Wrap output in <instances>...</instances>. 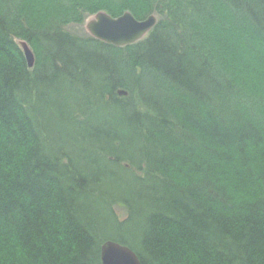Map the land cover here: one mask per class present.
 <instances>
[{
  "label": "trees",
  "instance_id": "trees-1",
  "mask_svg": "<svg viewBox=\"0 0 264 264\" xmlns=\"http://www.w3.org/2000/svg\"><path fill=\"white\" fill-rule=\"evenodd\" d=\"M96 1L91 11L113 17L167 12L161 0ZM219 1L240 22L211 0H182L183 12L168 8L167 23L125 49L61 33L32 71L13 42L15 54L0 42V264H101L105 240L142 264H264V70L252 81L224 66L221 74L215 59L230 53L222 37L264 52V0ZM208 24L219 34L204 38ZM101 55L128 65L133 83L116 85L118 66ZM152 61L157 79L146 86ZM38 81L62 103L44 101ZM115 205L128 210L125 221Z\"/></svg>",
  "mask_w": 264,
  "mask_h": 264
},
{
  "label": "rangeland",
  "instance_id": "rangeland-1",
  "mask_svg": "<svg viewBox=\"0 0 264 264\" xmlns=\"http://www.w3.org/2000/svg\"><path fill=\"white\" fill-rule=\"evenodd\" d=\"M48 1H50V2H48ZM48 1L47 0H0V42H4V44L7 46V48L9 50H11L12 52H14V54H15L16 52L10 44V41L13 42L15 44V47L17 46L18 50H20L22 55L24 56V59L27 63V69L29 71H32L36 67V63H37L36 59L37 58H44L45 59V57L49 55V52L47 50H49V51L52 50V49H49V47L53 48V47H51V44H52L51 42L53 39H59L57 37V36H59V34L63 33L65 36L72 35V36H74V38H77V39L83 38V39L88 40L89 38H94V39L98 40L94 36L90 35L88 28H87L88 23L93 18L97 17V15H100L101 13L108 14L112 19L113 18L119 19V18L123 17V15H124L123 14L122 16L113 17L109 13H107L106 11H102V10H101V12L94 13L93 11H91L90 7L95 6L97 4L96 0H89V1H87V0H48ZM53 1H55V2H53ZM73 1H75V2H73ZM110 1L112 2L113 0H110ZM134 1H138V3L140 1L143 3L144 1H147V0H134ZM216 1H217V3H216ZM76 2L78 5L76 4ZM115 2H117L119 5L122 6V5H124L125 2H127V0H115ZM211 2H213L214 5L216 4V6H218V8L221 9L220 12H223L225 18L228 17L229 13L226 12L225 10H223L222 6H220L219 0H211ZM86 3H88L90 5H88ZM179 4H181V3H179ZM179 4L174 5V9L177 10V7H179ZM85 6L87 7L86 9L84 8ZM157 6H158V4H155V8ZM205 10L206 9H204L203 12L201 11V18L203 16L206 19V18H209L208 17L209 15L207 13H204ZM127 12H129L130 14L133 15L132 12H130V11H127ZM169 12L170 11L167 10V12L164 13L165 15H163L161 11L156 10V11L152 12L150 15H148L147 17L139 20V22H141V21L144 22L146 19L152 17L156 21L155 26L151 30H149L147 32L146 36L140 41H142V42L146 41V39L151 36L152 32L155 31L156 27L159 26L161 23H167V21L170 18V17H168ZM133 16H135V15H133ZM181 16H182V14L179 12L178 17H181ZM81 17L83 19L79 22ZM185 18L191 19L192 16L190 18V14H188V16H185ZM48 21H50L52 23L51 26H49V25L47 26V24H45V23H48ZM216 23L221 25V26L223 25L222 22H221V24L218 22H216ZM223 26H225L224 28H228L229 31H231L230 27H232V26H227V25H223ZM16 27L20 28L19 29L20 35H23L24 33L26 34L27 40L19 38L20 35L15 36L14 34H12L13 32H15V30H17V29H15ZM250 28H252V27H250ZM11 30H13L12 33H11ZM189 30H191V29L187 26V31H189ZM204 31H206V30H204ZM210 31L207 30L208 33ZM191 33H192V36L198 35L197 32H195V31H193ZM244 35L245 34L242 35L243 43L246 41L245 40L246 38ZM203 37L206 38L205 35ZM28 39H30L32 41L34 46L32 45L31 42H29L30 40H28ZM232 39H234V37ZM98 41H100V40H98ZM140 41H138V43H141ZM218 41L221 42V45L225 46L226 49L228 48V50L230 51L229 54H226L227 51L224 52L223 49H221V51H219L220 53H218L215 57V59L217 60V62H216L217 66H218L219 70L221 71L220 73L222 74L223 66L228 68V66L226 65L228 63L226 61V59L228 60V57H229L230 61H232L233 59L235 61L238 60L239 69L242 71L240 73H243L244 69L246 70L244 73L245 78L247 77L246 75H251L248 78H250L252 81L256 80V78H257L256 76H258L257 72H258L259 68L256 67V65L258 63H256L257 61L254 62V58H255V54H257V51L254 50V48H252V50L249 51L250 47L244 43L245 44L244 47L246 48L247 51H244V53H241L240 51L242 50V48H240V50L238 51V48L236 46V42H235V44H234V42L233 43L230 42L232 40H230L229 38H226V37L223 38L222 37L221 39H218ZM100 42H102V41H100ZM247 42H248V40H247ZM104 43L107 44L106 42H104ZM194 43H196L195 45H196V48L198 49V51L201 49H204V44H202V46H200V43L199 44H197V42H194ZM107 45H110V44H107ZM134 45H132V46H134ZM110 46H112V45H110ZM127 47H129V46H127ZM234 47H236V49ZM207 48L211 49L208 46H207ZM120 49H124V48H120ZM26 50H29L31 52L33 59L35 60L33 66L29 65V60L27 61ZM234 52H236V53H234ZM246 53L250 54V58L253 57V59L251 58V60H250V58H249V60H246L245 59ZM181 59H183V57H181ZM76 64H79V63H76ZM236 65H237V62H236ZM227 68H226V70H227ZM223 69H225V68H223ZM140 71L141 70H139L138 72H140ZM262 74H264V73H262ZM223 75H225L223 82L226 81L227 78L230 77L229 73L227 71H224ZM159 86H161V85H158V87ZM169 88H170V86H169ZM147 91H149V90L147 89ZM147 91H146V94L148 95ZM181 92H182V94H184L186 96V93H184V90L181 89L180 93ZM117 95L121 98H127V96H129V92L126 90L120 89V90H118ZM163 95L166 96V94L164 92H163ZM133 96L135 99H137V97H139V96H137V92H135V91H133ZM149 96L150 95H148L147 97L149 98ZM144 99L145 100H143L144 102L142 103L144 105V109L150 108L149 104L146 103L147 102L146 97ZM141 101L142 100L137 99L136 100L137 105L141 104ZM243 103H245L244 99L241 101H238V104L239 105L241 104L242 106H244L243 108L246 109L247 106L243 105ZM140 115H141V117L139 116L138 119L140 118V120L143 119L144 121L151 120L154 123V120L152 117H150V114L141 113ZM143 116H146L150 119L143 118ZM247 117H248V115H247ZM248 118H251V117H248ZM102 119L103 118H100L99 120H95V122L101 123V121H103ZM262 125H264V124H262ZM262 125H260L261 127H259V128L263 129L264 126H262ZM127 166H129V165H127ZM114 209H116V213H117L118 218L121 219V221L122 220L125 221L127 216H128V210L123 205H121V206L115 205Z\"/></svg>",
  "mask_w": 264,
  "mask_h": 264
},
{
  "label": "water",
  "instance_id": "water-1",
  "mask_svg": "<svg viewBox=\"0 0 264 264\" xmlns=\"http://www.w3.org/2000/svg\"><path fill=\"white\" fill-rule=\"evenodd\" d=\"M156 24L150 17L144 22H139L132 14L126 13L119 19H112L108 14L101 13L88 23V31L100 41L125 48L142 40L147 32ZM27 61L33 66L34 59L29 50H26ZM102 260L105 264H141L133 251L114 242H107L101 248Z\"/></svg>",
  "mask_w": 264,
  "mask_h": 264
},
{
  "label": "bare ground",
  "instance_id": "bare-ground-1",
  "mask_svg": "<svg viewBox=\"0 0 264 264\" xmlns=\"http://www.w3.org/2000/svg\"><path fill=\"white\" fill-rule=\"evenodd\" d=\"M134 1V0H133ZM187 1V0H186ZM113 4L114 5H119L117 2H115V0H113ZM131 4L133 3V2H131V1H129ZM156 0H155V4H156ZM147 2H144V4L143 3H140V4H142L143 6H142V8H145V4H146ZM178 3H181V4H179V6L181 7V6H183L182 5V0H161L160 2H159V5L160 6H162V9H164L165 11H167L168 10V8H174V5H177ZM155 4H154V6H155ZM178 7L179 8V10H180V12L182 11H184V7ZM224 7V6H223ZM222 7V8H223ZM243 7H246V6H243ZM248 9H251L250 7H247ZM224 9V8H223ZM232 11H233V13L232 12H230V10H229V13L230 14H228L229 15V19H231V20H234V22H240V19L241 18H239V17H237L235 14L238 12V11H236L235 9H233L232 8ZM126 13H129V12H125L124 14H126ZM169 16V15H168ZM133 17H135V16H133ZM172 17V16H171ZM215 16H213V22H220V21H218V19H216V18H214ZM136 18V17H135ZM136 20L137 21H139L137 18H136ZM142 22V21H141ZM221 22H223L222 20H221ZM263 25V24H262ZM208 27L210 28V32L208 33V32H204L205 33V37L206 38H210L211 36H213V35H215V34H219V33H217V32H219L220 30H218V28L217 27H215V26H213L212 24L210 25V24H208ZM171 31H172V29H171ZM256 31H258V33H259V31H263V30H259V29H257ZM255 33V32H254ZM247 38H248V40H250V37H246V40H247ZM140 42H142V41H140ZM203 42H205V40L203 39ZM138 43V42H137ZM137 43H135V44H137ZM206 43V42H205ZM135 46V45H134ZM127 47V46H126ZM130 47V46H129ZM241 46H239V48H240ZM256 47V46H255ZM238 48V47H237ZM243 48H245V47H243ZM125 49V48H124ZM254 50H256L257 51V54H255V58H254V62L255 61H257L256 63H258L257 65H256V67L257 68H259V72L260 73H262L263 71H260V70H264V52H262V51H260L259 49H254ZM242 51V50H241ZM175 52V51H174ZM241 53H244V49H243V51L241 52ZM137 55H139V56H136V58H135V60H137L138 62H140L139 60H145V58L144 57H140V56H142V55H140V53H136ZM146 55H147V53H146ZM50 56L48 55V56H46L45 57V60L47 59V58H49ZM99 57H101V59L102 60H105V61H107V62H110L113 66H118V68H120V70L117 68V67H115V70L114 71H112V74H116V73H120L119 74V76L117 77V79L115 80V83H116V85H120V84H126V83H133V77H132V75H131V71H130V67L127 65V66H125L121 61H115V60H113V59H111V58H109V57H107V56H105V55H101V56H99ZM249 58H250V54H245V59L246 60H249ZM252 59H253V57H251ZM251 58H250V60H251ZM226 61L228 62L226 65L228 66V68H229V70H232L233 72H236V71H238V76H240V78H242L243 76H244V73H245V69H244V72L243 73H240V72H242L240 69H239V66H238V60H232V61H230V59H229V57H228V60L226 59ZM104 62V61H103ZM236 62H237V65H236ZM151 66L153 67V68H149L148 70H147V72H146V74L144 73V78L142 79V81H144L143 83H145V85L147 86L148 85V83H154L153 82V80L154 79H157V77H155L154 75H156L157 74V72H158V69H157V67L155 66L156 64H157V62H156V64H155V61H152L151 63ZM205 71H202V73L200 72L199 74L202 76V75H205V73H204ZM240 73V74H239ZM39 83H37V85L36 86H34V89L35 90H37L39 93H41V96L40 97H43V100L44 101H47L48 103H49V105H51V104H55V102L57 101V102H59V103H62V102H60V99H59V97L56 95V90H55V88H53L52 86H47L44 82H41V81H38ZM115 85V86H116ZM144 85V86H145ZM63 87V88H62ZM58 90H61V89H65V85L63 84V82L61 83V85H58V87H56ZM51 90H53L54 92H56V93H54L53 94V91H51ZM46 102V103H47ZM47 103V104H48ZM97 130H99V132L100 133H103V130L102 129H98L97 128ZM92 131H95V128L93 127L92 128ZM104 131H105V133L107 132V130L104 128ZM96 133V132H95ZM104 134V133H103ZM133 140V141H132ZM132 142L133 143H135V144H138L139 142H140V140H141V138H137V137H132ZM131 150V148H129V149H127V150H124V151H122L121 152V154L122 155H126L127 153H129V151ZM138 197H139V199H138V197L136 198V200H142V199H145L146 198V196L144 195V194H142L141 193V191H139V192H137V194H136ZM101 219H102V217H100ZM103 220V219H102ZM107 242H114V243H116V244H119V245H121L122 247L123 246H125V247H127V248H129L131 251H133L130 247H128V246H126V245H122L121 243H119V242H117V241H114V240H105L104 241V243L102 244V246L105 244V243H107ZM102 246H101V248H102ZM100 253H101V249H100ZM133 253H135L136 255H137V257H138V259H139V262H141V260H140V258H139V256H138V254L136 253V251H133ZM100 261H101V264H105V263H103V260H102V253H101V259H100ZM141 264H142V262H141Z\"/></svg>",
  "mask_w": 264,
  "mask_h": 264
}]
</instances>
